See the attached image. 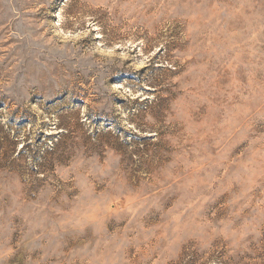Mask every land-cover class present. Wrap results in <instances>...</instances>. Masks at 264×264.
Returning <instances> with one entry per match:
<instances>
[{
  "label": "rangeland",
  "instance_id": "obj_1",
  "mask_svg": "<svg viewBox=\"0 0 264 264\" xmlns=\"http://www.w3.org/2000/svg\"><path fill=\"white\" fill-rule=\"evenodd\" d=\"M0 264H264V0H0Z\"/></svg>",
  "mask_w": 264,
  "mask_h": 264
},
{
  "label": "bare ground",
  "instance_id": "obj_2",
  "mask_svg": "<svg viewBox=\"0 0 264 264\" xmlns=\"http://www.w3.org/2000/svg\"><path fill=\"white\" fill-rule=\"evenodd\" d=\"M195 115V114H194ZM182 121V120H181ZM198 123H200V122H198ZM198 125V124H197ZM183 131V130H182ZM182 133V132H181ZM197 142V141H196Z\"/></svg>",
  "mask_w": 264,
  "mask_h": 264
}]
</instances>
